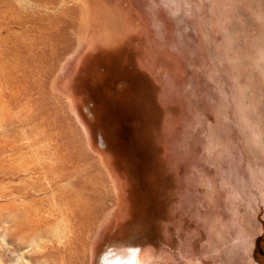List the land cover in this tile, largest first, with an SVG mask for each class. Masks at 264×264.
<instances>
[{"label":"rangeland","instance_id":"obj_1","mask_svg":"<svg viewBox=\"0 0 264 264\" xmlns=\"http://www.w3.org/2000/svg\"><path fill=\"white\" fill-rule=\"evenodd\" d=\"M136 252L264 264V0H0V264Z\"/></svg>","mask_w":264,"mask_h":264},{"label":"bare ground","instance_id":"obj_2","mask_svg":"<svg viewBox=\"0 0 264 264\" xmlns=\"http://www.w3.org/2000/svg\"><path fill=\"white\" fill-rule=\"evenodd\" d=\"M53 180H55L57 182L58 179L56 180L54 178ZM56 182H53L51 186L53 187L54 183H56ZM52 187H49V188L52 189ZM55 212H58V211H55ZM21 215L23 216V218H25L24 214H21ZM55 218L57 220V216ZM51 222L53 225H55V222H53L52 218H51ZM20 231L25 232L24 229L20 230ZM26 232H27V230H26ZM104 264H140V254L136 252L135 254H132V255L129 254L128 256H121V257H117V258H113V256H112V258H111V256H107L105 258Z\"/></svg>","mask_w":264,"mask_h":264}]
</instances>
